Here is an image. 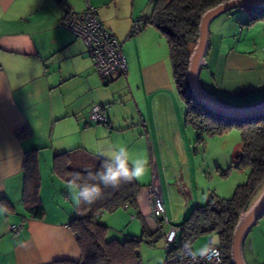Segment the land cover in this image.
Returning a JSON list of instances; mask_svg holds the SVG:
<instances>
[{"label": "crops", "instance_id": "0c3cea01", "mask_svg": "<svg viewBox=\"0 0 264 264\" xmlns=\"http://www.w3.org/2000/svg\"><path fill=\"white\" fill-rule=\"evenodd\" d=\"M86 1L96 7L100 22L121 43L127 60V73L114 74L104 84L83 40L61 22L70 11L83 10ZM151 10V0H0V204L8 209L0 215V264L80 258L69 227L78 205L67 183L52 173V160L56 153L75 147L97 154L104 138L117 144L115 116L110 117L112 108H106L111 97L127 90L140 95L135 105L140 126L145 133L157 132L156 101L149 105L148 98L172 92L163 54L166 39L150 24L131 36L134 22ZM252 48L230 47L216 52L212 61L207 49L202 70L208 81L200 79L202 86L234 105L264 101V55H256ZM167 55L169 59L168 51ZM93 103L102 106L106 123L89 120ZM31 149H38L45 212L41 219L31 218L22 200V164ZM156 163L154 158L152 170ZM137 203L143 205L141 196ZM141 219L151 232L156 230L151 220ZM13 225H22L17 234Z\"/></svg>", "mask_w": 264, "mask_h": 264}, {"label": "trees", "instance_id": "16d2710c", "mask_svg": "<svg viewBox=\"0 0 264 264\" xmlns=\"http://www.w3.org/2000/svg\"><path fill=\"white\" fill-rule=\"evenodd\" d=\"M223 1L225 0H151L150 15L142 16L138 21L142 26L153 25L166 39L173 82L177 93L187 104L185 122L199 134H223L233 127L240 131L241 151L230 167L249 170L245 183L235 188L231 198L211 194L205 204L194 206L190 214L177 224L181 228L177 236L179 248L185 244L190 245L202 235L217 233L223 262L231 264L230 245L237 218L264 188V112L233 117L211 111L193 97L186 77L188 57L198 37L200 17L204 11ZM245 9L249 13L250 22L264 19V7L247 6ZM99 167L98 155L83 147L56 153L52 160V173L65 183L73 173L78 172L83 176L86 170L95 171ZM22 169V200L25 211L31 218L41 219L45 212L40 198L38 149L25 152ZM101 187L102 197L91 205L79 204L69 221L80 250V258L58 259L52 264H141L139 242L145 239L148 243H154V236L161 237L159 229L151 232L142 221L139 236L130 235L124 240L107 239L108 227L99 221L100 214L125 208L133 211L135 218H143L137 195L144 186L133 180L122 183L117 188Z\"/></svg>", "mask_w": 264, "mask_h": 264}, {"label": "rangeland", "instance_id": "374dc122", "mask_svg": "<svg viewBox=\"0 0 264 264\" xmlns=\"http://www.w3.org/2000/svg\"><path fill=\"white\" fill-rule=\"evenodd\" d=\"M249 18L248 11L239 7L220 14L210 22L208 43L210 61L216 52H226L230 47L238 49L254 47L252 49L256 55H264L262 51L264 19L250 22ZM164 41L163 54L167 62L172 92H167L166 96L164 94L158 97V94H155L147 97L149 105L156 101L158 129L155 133L158 135L153 131L145 133L140 126L135 108L137 96L140 100V95L136 96L127 90L115 98L111 97L106 108H112L113 113L110 117L115 116L112 122L118 130V133L113 135L117 144L126 145L130 153L145 156L149 161L147 172L137 179L140 185L145 186L152 182V179L151 182L141 180L153 177L152 162L155 158L157 162L155 175L159 184L161 181L166 216L172 224H178L190 214L194 206L205 204L211 194L231 198L235 188L247 180L249 170L230 167L242 147L238 128L233 127L223 134H199L185 122L187 104L179 96L173 83L166 40ZM200 79L203 83L208 81L206 69L202 70ZM99 81L101 84L105 82L100 77ZM140 105H144V102ZM132 212L120 208L100 214L99 221L108 227L107 239L124 240L130 235L141 234L142 219L139 217L131 219ZM210 237L213 238L214 234L202 235L191 242L193 252L206 248ZM153 239L154 243H148L144 239L138 244L141 264H159L166 257L162 237L154 236ZM242 249L246 264H264V215L250 228L244 238Z\"/></svg>", "mask_w": 264, "mask_h": 264}, {"label": "built area", "instance_id": "2783aa9c", "mask_svg": "<svg viewBox=\"0 0 264 264\" xmlns=\"http://www.w3.org/2000/svg\"><path fill=\"white\" fill-rule=\"evenodd\" d=\"M61 22L63 26L83 40L95 71L103 81L107 82L114 74L125 75L127 73L128 65L121 43L100 22L96 7L86 1L83 10L70 11ZM141 27L142 23L135 21L131 34H137ZM88 118L92 122H107L102 106L97 103L91 105ZM141 125H144L142 121ZM155 173L156 169L153 167L151 184L142 187L137 198L140 196L143 198V205L138 204L142 216L147 221L151 220L156 229L161 232L166 257L159 264H224L219 239L209 238L207 253L203 257L194 256L188 244L178 247L177 236L181 228L177 224H172L166 216L160 184ZM133 218H135L134 215L131 216V219ZM21 228L22 225H13L12 232L17 234Z\"/></svg>", "mask_w": 264, "mask_h": 264}, {"label": "water", "instance_id": "95a60500", "mask_svg": "<svg viewBox=\"0 0 264 264\" xmlns=\"http://www.w3.org/2000/svg\"><path fill=\"white\" fill-rule=\"evenodd\" d=\"M247 6L264 7V0H225L204 11L200 17L198 37L191 49L187 62L186 77L193 97L209 110L233 117L250 116L264 112V101L252 105H234L222 101L216 94L207 91L202 86L200 74L206 64L205 56L209 45L210 22L220 14ZM262 215H264V188L237 218L230 245L231 264H246L242 249L243 241L252 225Z\"/></svg>", "mask_w": 264, "mask_h": 264}, {"label": "clouds", "instance_id": "9594fccd", "mask_svg": "<svg viewBox=\"0 0 264 264\" xmlns=\"http://www.w3.org/2000/svg\"><path fill=\"white\" fill-rule=\"evenodd\" d=\"M106 145V146H105ZM100 158L99 169L86 170L85 175L73 173L67 182L71 199L77 205L84 203L91 205L103 195L104 188H117L122 183H130L140 179L149 166L147 157L130 153L126 145L115 144L105 140L103 145L96 149ZM8 212L5 205L0 204V215ZM207 248L200 249L194 256L203 257Z\"/></svg>", "mask_w": 264, "mask_h": 264}]
</instances>
